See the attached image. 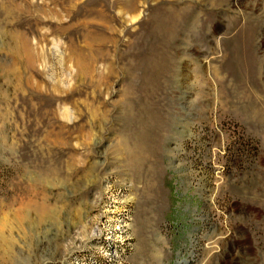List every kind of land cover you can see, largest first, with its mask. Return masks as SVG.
I'll return each mask as SVG.
<instances>
[{"label":"rangeland","instance_id":"obj_1","mask_svg":"<svg viewBox=\"0 0 264 264\" xmlns=\"http://www.w3.org/2000/svg\"><path fill=\"white\" fill-rule=\"evenodd\" d=\"M0 264H264V0H0Z\"/></svg>","mask_w":264,"mask_h":264}]
</instances>
